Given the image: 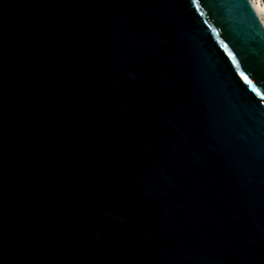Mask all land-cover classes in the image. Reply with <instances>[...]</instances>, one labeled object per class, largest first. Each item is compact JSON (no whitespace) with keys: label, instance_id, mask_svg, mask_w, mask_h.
Listing matches in <instances>:
<instances>
[{"label":"water","instance_id":"obj_1","mask_svg":"<svg viewBox=\"0 0 264 264\" xmlns=\"http://www.w3.org/2000/svg\"><path fill=\"white\" fill-rule=\"evenodd\" d=\"M0 264H264L250 0H0Z\"/></svg>","mask_w":264,"mask_h":264},{"label":"bare ground","instance_id":"obj_2","mask_svg":"<svg viewBox=\"0 0 264 264\" xmlns=\"http://www.w3.org/2000/svg\"><path fill=\"white\" fill-rule=\"evenodd\" d=\"M264 24V0H250Z\"/></svg>","mask_w":264,"mask_h":264}]
</instances>
